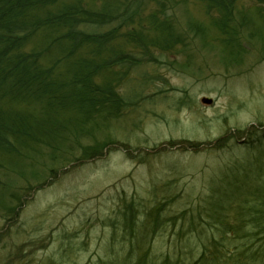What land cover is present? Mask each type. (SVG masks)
<instances>
[{
	"label": "rangeland",
	"instance_id": "rangeland-1",
	"mask_svg": "<svg viewBox=\"0 0 264 264\" xmlns=\"http://www.w3.org/2000/svg\"><path fill=\"white\" fill-rule=\"evenodd\" d=\"M139 4L137 18L171 20L183 47L144 51L118 39L117 52L134 59L100 73L114 83L111 118L83 134L65 130V145L35 142L0 156V264H107L122 250L128 205L140 213L161 206L184 228L226 169L264 150V0L228 10L232 25L243 21L230 45L213 26L218 14L205 15L198 0ZM46 43L36 34L27 46ZM14 109L42 114L40 105ZM63 119L74 126L75 116ZM186 232L153 237L154 252L199 243Z\"/></svg>",
	"mask_w": 264,
	"mask_h": 264
},
{
	"label": "trees",
	"instance_id": "trees-1",
	"mask_svg": "<svg viewBox=\"0 0 264 264\" xmlns=\"http://www.w3.org/2000/svg\"><path fill=\"white\" fill-rule=\"evenodd\" d=\"M139 1L101 0L99 8L90 9L83 0H0V156L20 154L35 142L65 145V130L83 134L87 125L111 118L114 83L100 73L130 66L134 59L117 52L118 39L144 51L183 47L171 20L158 21V13L148 20L137 18ZM198 1L205 15L218 14L212 22L224 42H235L243 21L232 25L228 10L238 0ZM167 8L163 5L162 11ZM36 34L47 43L28 48ZM51 50L54 55H48ZM17 105H40L42 114L36 119L16 111ZM66 115L75 116L74 126L63 119ZM161 211L160 206L140 213L128 205L121 219L126 228L122 250L107 264H264V150L257 148L251 158L226 169L189 223L181 220L184 228ZM185 232L201 240L154 252L153 237L172 233L181 239Z\"/></svg>",
	"mask_w": 264,
	"mask_h": 264
},
{
	"label": "water",
	"instance_id": "water-1",
	"mask_svg": "<svg viewBox=\"0 0 264 264\" xmlns=\"http://www.w3.org/2000/svg\"><path fill=\"white\" fill-rule=\"evenodd\" d=\"M201 103L204 104V105H210L211 104V100L210 99L203 98L201 100Z\"/></svg>",
	"mask_w": 264,
	"mask_h": 264
}]
</instances>
